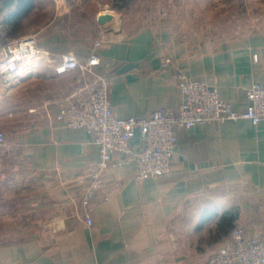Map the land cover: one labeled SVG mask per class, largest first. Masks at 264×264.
Segmentation results:
<instances>
[{
  "label": "crops",
  "instance_id": "1",
  "mask_svg": "<svg viewBox=\"0 0 264 264\" xmlns=\"http://www.w3.org/2000/svg\"><path fill=\"white\" fill-rule=\"evenodd\" d=\"M85 1L101 5L100 33L65 23L61 13L24 30L40 1L19 15L17 2L0 0V45L30 33L54 59L97 55L95 72L108 77L122 118L177 107L180 73L215 86L239 111L251 84L264 82V7L249 12L251 0H224L229 7L210 22L196 15L202 0ZM107 12L113 18L100 24ZM100 36L105 41L96 45ZM41 65L37 76L0 88V222L16 230L3 233L0 264H206L235 228L264 238V123L181 127L167 174L138 180L135 162L111 166L85 205L82 190L100 149L90 132L57 116L86 98L96 78L82 68L57 75L51 62ZM131 145L140 148L138 136ZM121 157L114 153V162Z\"/></svg>",
  "mask_w": 264,
  "mask_h": 264
},
{
  "label": "built area",
  "instance_id": "2",
  "mask_svg": "<svg viewBox=\"0 0 264 264\" xmlns=\"http://www.w3.org/2000/svg\"><path fill=\"white\" fill-rule=\"evenodd\" d=\"M53 1L57 8L64 2ZM103 41L104 38L96 45ZM44 61L53 64L57 75L82 68L96 78V86L86 98L64 106L57 116L69 127L84 128L90 132L100 149V159L90 183L82 190L85 205L96 198L111 166L135 162L138 180L167 174L171 158L177 150V130L181 127L224 123L240 118L249 119L256 125L264 123V82L251 84L246 92L248 104L239 111L220 97L215 86L184 73L178 76L182 100L177 107L159 108L145 116L119 117L112 106L108 77L95 72L100 61L98 56L91 54L81 62L74 54L67 53L54 59L39 47L36 34L17 37L0 45V88L9 91L24 79L37 76ZM168 64L169 59H165L163 66ZM135 136L140 139L139 149L131 145ZM5 140V133L0 130V146ZM116 152L122 157L114 162ZM86 221L89 225L93 223L90 216L86 217ZM206 264H264V238L246 236L243 228H235L231 242L217 249Z\"/></svg>",
  "mask_w": 264,
  "mask_h": 264
},
{
  "label": "rangeland",
  "instance_id": "3",
  "mask_svg": "<svg viewBox=\"0 0 264 264\" xmlns=\"http://www.w3.org/2000/svg\"><path fill=\"white\" fill-rule=\"evenodd\" d=\"M39 1H40L39 10H33L27 16L26 21L23 25L24 30L31 29L32 27L30 26L35 25L36 23H40V24L45 23L48 18H51V15L53 13L63 14L61 18L64 19L65 23L69 25L70 24L77 25V27H81V30L83 32H87L88 30H95L96 32L100 33V31L105 28L103 26L100 27L97 23L96 13L99 11V8L101 9V5H99L95 1L86 2L85 0H67V4L64 5L62 3L60 8H57L55 3H53L54 1L51 2L52 0H39ZM259 1L261 0H251V1H247V3L245 1L247 5H244V7L247 8L249 12L264 7V0H262L263 6H261L262 4L260 5ZM120 4H122L123 7L133 9V6L131 5L129 6V4H126L125 1L124 3L121 1ZM234 7L239 11V8L241 6L238 4L237 6ZM26 35H30V33ZM100 40H101V36H100ZM5 224L6 223L0 222V241H4L5 236H3V233H5V231H8V233L12 231H16L14 229L11 230L5 229Z\"/></svg>",
  "mask_w": 264,
  "mask_h": 264
},
{
  "label": "clouds",
  "instance_id": "4",
  "mask_svg": "<svg viewBox=\"0 0 264 264\" xmlns=\"http://www.w3.org/2000/svg\"><path fill=\"white\" fill-rule=\"evenodd\" d=\"M229 5L224 0H202L196 8V15L210 22L217 14L227 10Z\"/></svg>",
  "mask_w": 264,
  "mask_h": 264
},
{
  "label": "trees",
  "instance_id": "5",
  "mask_svg": "<svg viewBox=\"0 0 264 264\" xmlns=\"http://www.w3.org/2000/svg\"><path fill=\"white\" fill-rule=\"evenodd\" d=\"M9 4L13 2H17L19 6V12L17 13L20 15V13H26L31 7L33 0H9Z\"/></svg>",
  "mask_w": 264,
  "mask_h": 264
},
{
  "label": "water",
  "instance_id": "6",
  "mask_svg": "<svg viewBox=\"0 0 264 264\" xmlns=\"http://www.w3.org/2000/svg\"><path fill=\"white\" fill-rule=\"evenodd\" d=\"M113 18V15L109 12L102 14L99 16L98 21L100 24H105L107 23L109 20H111ZM129 66H127L126 68H128ZM124 70V69H123Z\"/></svg>",
  "mask_w": 264,
  "mask_h": 264
}]
</instances>
